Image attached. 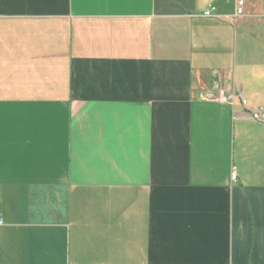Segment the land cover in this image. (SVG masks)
I'll use <instances>...</instances> for the list:
<instances>
[{"label": "crops", "instance_id": "crops-1", "mask_svg": "<svg viewBox=\"0 0 264 264\" xmlns=\"http://www.w3.org/2000/svg\"><path fill=\"white\" fill-rule=\"evenodd\" d=\"M237 2L0 0V264H264V0Z\"/></svg>", "mask_w": 264, "mask_h": 264}, {"label": "built area", "instance_id": "built-area-1", "mask_svg": "<svg viewBox=\"0 0 264 264\" xmlns=\"http://www.w3.org/2000/svg\"><path fill=\"white\" fill-rule=\"evenodd\" d=\"M213 1V0H211ZM244 0H238L237 2V12L239 14L243 13L244 8ZM215 7H211L210 9L206 10L203 15L205 16H212ZM205 97L209 101H218V102H228L231 103L233 106L237 101L241 102L244 106L248 107L247 100L245 98L244 92L240 89L233 87L230 90H225L223 88L218 89L216 91H210L205 94ZM252 117L259 121H264V108L259 107L255 110L252 109ZM236 178L235 169L232 172V179ZM2 223V218L0 217V224Z\"/></svg>", "mask_w": 264, "mask_h": 264}, {"label": "rangeland", "instance_id": "rangeland-1", "mask_svg": "<svg viewBox=\"0 0 264 264\" xmlns=\"http://www.w3.org/2000/svg\"><path fill=\"white\" fill-rule=\"evenodd\" d=\"M255 110V109H254Z\"/></svg>", "mask_w": 264, "mask_h": 264}]
</instances>
